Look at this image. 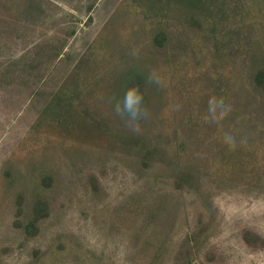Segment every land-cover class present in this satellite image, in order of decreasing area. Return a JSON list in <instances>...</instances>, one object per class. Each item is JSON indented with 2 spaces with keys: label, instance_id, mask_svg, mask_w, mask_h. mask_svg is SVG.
Returning a JSON list of instances; mask_svg holds the SVG:
<instances>
[{
  "label": "rangeland",
  "instance_id": "obj_1",
  "mask_svg": "<svg viewBox=\"0 0 264 264\" xmlns=\"http://www.w3.org/2000/svg\"><path fill=\"white\" fill-rule=\"evenodd\" d=\"M263 70L264 0H0V264H264Z\"/></svg>",
  "mask_w": 264,
  "mask_h": 264
},
{
  "label": "clouds",
  "instance_id": "obj_2",
  "mask_svg": "<svg viewBox=\"0 0 264 264\" xmlns=\"http://www.w3.org/2000/svg\"><path fill=\"white\" fill-rule=\"evenodd\" d=\"M133 58H137V53H131ZM145 87H162L164 81L160 74L151 69L145 76ZM112 111L118 117L124 126L133 134L139 135L142 131L141 122L146 121L150 117V111L145 104L144 92L138 84L130 83L123 91L122 96L113 97L111 100ZM232 111V105L226 103L225 100L215 96L210 97L207 106V112L202 117L206 124L215 125L218 130L223 129V121L229 116ZM223 143L230 151L237 148V138L229 131H223ZM246 143V138H241L240 145Z\"/></svg>",
  "mask_w": 264,
  "mask_h": 264
},
{
  "label": "trees",
  "instance_id": "obj_3",
  "mask_svg": "<svg viewBox=\"0 0 264 264\" xmlns=\"http://www.w3.org/2000/svg\"><path fill=\"white\" fill-rule=\"evenodd\" d=\"M258 77L264 79V70L262 71V73H260V74L258 75Z\"/></svg>",
  "mask_w": 264,
  "mask_h": 264
}]
</instances>
